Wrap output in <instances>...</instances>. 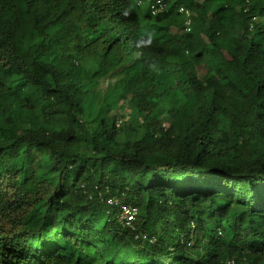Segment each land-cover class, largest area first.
<instances>
[{
	"label": "trees",
	"instance_id": "16d2710c",
	"mask_svg": "<svg viewBox=\"0 0 264 264\" xmlns=\"http://www.w3.org/2000/svg\"><path fill=\"white\" fill-rule=\"evenodd\" d=\"M233 2L0 0V264H264V0Z\"/></svg>",
	"mask_w": 264,
	"mask_h": 264
},
{
	"label": "built area",
	"instance_id": "2783aa9c",
	"mask_svg": "<svg viewBox=\"0 0 264 264\" xmlns=\"http://www.w3.org/2000/svg\"><path fill=\"white\" fill-rule=\"evenodd\" d=\"M173 0H151L150 5H151V10H152V14H156L157 12V7L159 9L163 8L167 3H170ZM179 13L181 15L184 16L185 21H184V31L186 33L191 31V25H192V17H193V12L190 9H187L184 6H180L179 7ZM255 20V19H254ZM110 203H118L117 200H112V202ZM138 215V210L135 207H124L121 217H120V221L121 224L125 227H129L132 228L133 223L136 221ZM224 264H235V260L234 259H230L228 261H226Z\"/></svg>",
	"mask_w": 264,
	"mask_h": 264
},
{
	"label": "rangeland",
	"instance_id": "374dc122",
	"mask_svg": "<svg viewBox=\"0 0 264 264\" xmlns=\"http://www.w3.org/2000/svg\"><path fill=\"white\" fill-rule=\"evenodd\" d=\"M144 1V5L146 6V5H148V4H150V2H151V0H143ZM227 1V3H228V5L229 6H231L234 2H233V0H226ZM263 23H264V20H261ZM215 54H214V56L216 57V58H218V59H221L222 61H223V59H222V57H221V55H219L217 52H214ZM106 84L104 83L102 86H105ZM38 156V155H37Z\"/></svg>",
	"mask_w": 264,
	"mask_h": 264
}]
</instances>
